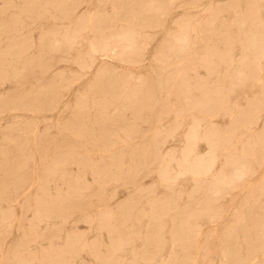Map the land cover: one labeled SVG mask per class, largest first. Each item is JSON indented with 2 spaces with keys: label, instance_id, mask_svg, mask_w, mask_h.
<instances>
[{
  "label": "rangeland",
  "instance_id": "rangeland-1",
  "mask_svg": "<svg viewBox=\"0 0 264 264\" xmlns=\"http://www.w3.org/2000/svg\"><path fill=\"white\" fill-rule=\"evenodd\" d=\"M7 2L0 0V264H160V256L151 259L146 235L154 214L164 208V259L169 258L174 233L179 264H192L188 260L196 256L199 264H264V56H256L264 47V0H11L12 7ZM211 11L216 13L217 32L205 34L189 55L216 51L211 61L216 70L209 73L197 61L189 82L197 85L191 97L202 104L193 109L175 74L181 54L170 50L176 42L172 34L177 21L197 24ZM90 16L91 27L80 29L72 42L77 20ZM140 28L148 45L135 59L123 50L126 37ZM106 41L121 45L124 56L97 51L94 66L85 67L91 42ZM161 52L172 62L163 71L157 61ZM101 65L127 88L140 87L138 101L123 111L120 123H96L98 106H91L84 119L74 118L82 92H92L89 103L104 98L108 89L91 88ZM169 72L171 80L166 79ZM67 84L69 89L64 88ZM53 85L63 86L58 105L53 94L43 91ZM193 115L202 119L203 133L212 126L214 135L231 136L227 148L217 147L214 173H225L235 182L223 184L220 193L210 188L212 176L204 182L191 174L172 179L181 170ZM79 129L92 135L82 137ZM158 130L162 135L170 130L164 144L155 140ZM254 134L259 140L254 154L242 159L240 150ZM155 145L165 152L173 149L174 160L164 165L155 161ZM209 150L207 138L198 141L200 154ZM246 164L248 172L237 178L236 166ZM14 176L24 179L16 184Z\"/></svg>",
  "mask_w": 264,
  "mask_h": 264
},
{
  "label": "bare ground",
  "instance_id": "bare-ground-1",
  "mask_svg": "<svg viewBox=\"0 0 264 264\" xmlns=\"http://www.w3.org/2000/svg\"><path fill=\"white\" fill-rule=\"evenodd\" d=\"M148 1V0H147ZM151 1V0H150ZM133 2V1H132ZM140 2V1H139ZM113 3V2H112ZM142 3V2H141ZM115 4V3H114ZM131 4V3H130ZM147 4V2H146ZM148 5V4H147ZM13 4L11 2V0H8L7 2V7H12ZM116 6V4H115ZM121 6V5H120ZM150 6V5H149ZM135 7V6H134ZM153 7V6H152ZM159 8V6H157ZM253 7V6H252ZM258 7V6H257ZM119 7H116V9ZM141 8V7H139ZM156 8V7H155ZM162 8V7H161ZM255 8V5H254ZM16 9V8H15ZM115 9V10H116ZM132 9V8H131ZM130 9V10H131ZM143 9V8H142ZM157 9V8H156ZM155 9V10H156ZM256 9V8H255ZM140 10V9H139ZM147 10V9H146ZM154 10V12H156ZM158 10V9H157ZM253 10V9H252ZM257 10V9H256ZM3 11V10H2ZM151 11L153 13V10L151 8ZM159 11V10H158ZM251 11V10H250ZM118 12V11H117ZM132 12V11H131ZM219 12V11H218ZM151 13V12H150ZM157 13V12H156ZM159 13V12H158ZM162 13V12H161ZM252 13V12H251ZM250 13V14H251ZM119 15V14H118ZM139 16V15H138ZM144 16V13H143ZM256 16V15H254ZM258 16V15H257ZM256 16V17H257ZM120 17V16H119ZM130 17V16H129ZM218 17V16H217ZM248 17V16H247ZM103 18V16H102ZM132 18V17H130ZM145 18V17H144ZM251 18V17H250ZM255 18V17H254ZM109 19V18H108ZM240 19V18H239ZM117 20V19H116ZM216 13L214 11H211V15L209 16V18L205 19V20H199L197 22V24L195 23H191L190 19L189 20H179L177 21V29L175 30V32L172 34V37L175 39V43H173L172 45H170V50H173L176 52L175 49L179 50V54L180 55V59L177 61L178 63V68H177V73L179 78L182 79L181 84H180V88H181V92L184 93L185 98L187 99L188 104L191 105V107L194 109L197 104H202V102H195L193 100V98L191 97V93H192V89L195 87H191L190 86V82L189 79L191 78V72L196 70V63L197 61H200L201 63H204L205 65H207V68L209 70V73H213L216 68H214V66H212L211 61L213 59V56L216 55V51L215 54L210 52L211 50H209V52H206L205 54L202 53L201 50H195L192 55L190 56V50L193 48L194 45L196 44H200L205 40V34H209V35H215V31L214 32V27L215 23H216ZM246 20V19H245ZM249 20V19H248ZM251 20V19H250ZM256 21L255 19H252V21ZM261 19H259L260 21ZM113 21V20H112ZM238 21V20H237ZM240 21V20H239ZM253 21V22H254ZM258 21V19H257ZM258 21V22H259ZM94 22V18L92 16L90 17H81L80 19L77 20L76 24H77V28L78 30L70 37V40L72 39V42H74L77 39L78 36V32L80 31V29L83 28H90L92 23ZM131 22V21H130ZM243 22V21H242ZM246 22V21H245ZM101 23V22H100ZM244 23V22H243ZM241 24V23H239ZM245 24V23H244ZM109 25V24H108ZM217 25V23H216ZM137 26V25H136ZM241 26V25H240ZM257 26V25H256ZM108 27V26H107ZM112 27V26H111ZM128 27V26H127ZM106 28V27H105ZM100 29V27H99ZM108 29V28H107ZM134 30V29H133ZM216 30V29H215ZM132 31V30H131ZM103 32V31H102ZM193 32L196 33V38L197 41L195 42L193 40ZM229 32V31H228ZM248 32V31H247ZM261 32V31H260ZM101 33V32H100ZM256 33V32H255ZM259 33V32H258ZM262 33V37H264V30ZM247 35V34H246ZM250 35V34H249ZM255 35V34H254ZM127 36V35H126ZM248 36V35H247ZM260 36V34H259ZM103 37V36H102ZM101 37V38H102ZM105 37V36H104ZM111 37V35H110ZM146 37L145 32L140 28V29H135L133 32L130 33V35L127 38V45H125L126 47L124 48V52L127 53V51L129 52V54L134 55L137 59L138 57L144 55V51L146 46L148 45V42H146L144 40V38ZM217 37V35L215 36ZM233 37V36H232ZM252 37V36H251ZM96 38V36H95ZM256 38V37H255ZM233 39V38H232ZM263 39V38H262ZM57 42H60L62 40V38H57L56 39ZM219 40V39H218ZM252 40V38L250 39ZM254 40V38H253ZM213 41V40H212ZM230 41V39H229ZM240 41V39H239ZM243 41V40H242ZM99 42L96 41V43ZM232 42V41H230ZM229 42V43H230ZM253 42V41H252ZM262 42V40L260 41ZM259 42V43H260ZM94 42H91V47L89 49V59L86 61L85 63V67L91 69L94 64H95V58L93 56V53L97 52V51H102L104 54L109 53L110 51L114 52L115 51V56H120L123 54V51L119 50V48L121 47V45H119L118 43L110 45L111 42L110 41H106L103 42L101 45H98ZM218 43V42H216ZM239 43V42H238ZM258 43V42H257ZM256 43V44H257ZM227 44V43H226ZM232 44V43H231ZM248 44V43H247ZM234 45V44H233ZM250 45V44H249ZM264 44H262L263 46ZM215 46V45H214ZM252 46V44H251ZM257 46V45H256ZM61 46H58V48H60ZM217 47V46H216ZM228 47V45H227ZM110 48V49H109ZM122 48V47H121ZM212 48V47H211ZM210 48V49H211ZM261 48V47H260ZM215 49V48H214ZM232 45H230L228 51H232ZM244 49V48H243ZM255 49V48H254ZM258 49V48H257ZM161 50V49H160ZM177 50V51H178ZM213 50V49H212ZM227 50V49H226ZM219 51V50H218ZM252 51V50H251ZM250 51V52H251ZM174 52V53H175ZM204 52V51H203ZM221 52V51H220ZM223 52V51H222ZM227 52L230 56V53ZM243 52V51H242ZM255 51H253L254 53ZM173 53V54H174ZM226 53V54H227ZM252 53V54H253ZM162 56L159 54V56L157 57V61L159 64L160 69L163 71L165 69H167L168 67H171L172 62L170 61V59H164L163 57H165V53L161 52ZM177 54V52H176ZM218 54H220L218 52ZM224 54V53H223ZM232 54V53H231ZM264 56V47L262 49H260V52L257 51L256 52V56L257 58H259L260 55ZM112 55V56H114ZM221 55V54H220ZM88 56V55H87ZM124 56V54H123ZM129 56V55H128ZM227 56V55H226ZM232 56V55H231ZM228 57V61L231 62L232 61V57ZM254 56V54H253ZM170 57V56H169ZM179 57V55L177 56ZM225 57V56H224ZM118 58V57H117ZM167 58V57H166ZM217 58V57H216ZM249 58V57H247ZM255 58V56H254ZM227 59V58H226ZM225 59V60H226ZM257 60V59H256ZM224 61V60H223ZM214 62V61H213ZM227 62V61H225ZM224 62V63H225ZM244 62V61H243ZM134 64V63H133ZM214 64V63H213ZM253 64V63H252ZM252 64H250L252 66ZM256 64V63H255ZM175 67L176 63L173 64ZM229 65V64H228ZM243 65V64H242ZM173 66V67H174ZM216 66V65H215ZM174 67V68H175ZM244 67V66H243ZM246 67V66H245ZM250 67V66H249ZM258 67L259 69L261 68L260 64L258 63ZM34 69V68H33ZM250 70V69H249ZM237 71V70H236ZM174 72V71H173ZM238 72V71H237ZM243 72V71H242ZM242 72H240V74L242 75ZM256 72V71H255ZM111 73V70L105 66V65H101L97 68L96 70V80L92 85V89L99 87V86H104L105 89H108L107 91L105 90L106 93H104V98L101 100H94L93 102L89 103L88 101L90 100V95H91V91L90 92H85V93H81L78 96V101H77V110L74 112V118L77 120H79L80 118H85L86 114L88 112V109L91 106H98L101 108L100 110V115L96 118V123L101 124L102 126L105 125V123L107 122H112L113 124L116 123H120L123 119L122 117V113L123 111L130 107L133 103H135V101H138V97H139V92H140V87L138 88H127V86L122 83V80H113L109 74ZM239 73V72H238ZM254 73V72H253ZM174 74V76H176ZM251 74V73H250ZM254 76V74H252ZM169 76L170 77H166L169 78V80L172 79L171 73L169 72ZM177 76V77H178ZM160 77V76H159ZM251 77V76H250ZM249 77V78H250ZM175 78V77H174ZM165 79V80H166ZM245 79V78H244ZM168 80V81H169ZM143 82V81H142ZM171 83V82H170ZM201 83V82H200ZM128 84V83H127ZM178 85V84H177ZM71 86V84H67L65 85L64 88L69 89ZM110 88H109V87ZM199 86V84H198ZM204 86V85H203ZM201 86V87H203ZM63 87V86H62ZM62 87H57V85H53V86H49V88L45 87L44 88V94L45 95H50L53 94V96H55L56 99V104H60L61 103V97L63 96V92L61 90ZM175 87V86H174ZM200 88V87H199ZM197 88V89H199ZM207 88V87H206ZM220 88V87H219ZM47 89V90H46ZM50 89V90H49ZM211 90V88H209ZM150 90V89H149ZM167 90V89H166ZM176 90L177 87H176ZM195 90V89H194ZM223 90V89H222ZM206 91V90H205ZM204 91V92H205ZM169 93L171 92L170 90L168 91ZM210 92V91H209ZM215 92V91H213ZM98 94V93H97ZM179 95V94H177ZM207 95V94H206ZM205 95V96H206ZM155 96V95H154ZM204 96V95H203ZM180 97V95H179ZM194 97V96H193ZM195 98V97H194ZM203 98V97H202ZM201 98V101H202ZM206 98V97H204ZM179 99V98H178ZM208 99V98H207ZM206 99V100H207ZM225 99V98H224ZM258 99V98H257ZM223 100V99H221ZM262 100V99H261ZM60 101V102H59ZM141 101V100H140ZM212 101V100H211ZM218 101V100H217ZM258 101H260L258 99ZM142 102V101H141ZM186 102V104H187ZM208 102V101H207ZM224 102V101H223ZM227 102V101H226ZM264 102V101H263ZM148 103V102H147ZM225 103V102H224ZM228 103V102H227ZM226 103V104H227ZM44 104V103H43ZM207 104V103H206ZM205 104V106H206ZM216 104V103H215ZM214 104V105H215ZM222 104V102L220 103ZM143 105V104H142ZM262 105V102H261ZM63 106H68V102H64ZM137 106V105H135ZM146 106H148L146 104ZM145 106V107H146ZM165 106V105H164ZM174 106V105H173ZM168 107V106H165ZM214 107V106H213ZM217 107H218V103H217ZM221 107H224L223 105H221ZM251 107V106H250ZM187 108V107H186ZM204 108V107H202ZM201 108V109H202ZM208 108V107H207ZM210 108V107H209ZM208 108V109H209ZM254 108V107H253ZM170 109V108H169ZM181 109V108H180ZM199 109V108H198ZM213 109V108H212ZM186 110V109H185ZM204 110V109H203ZM207 110V109H206ZM225 110V109H223ZM228 110V109H227ZM251 110V109H250ZM258 110V109H257ZM189 111V110H188ZM214 111V110H213ZM221 111V110H220ZM219 111V113H220ZM179 112V111H178ZM210 112V110H209ZM228 112V111H227ZM231 112V111H229ZM228 112V113H229ZM247 112V111H246ZM208 113V112H207ZM214 113V112H213ZM217 113V112H215ZM255 113V112H254ZM182 114H184L182 112ZM212 115V114H211ZM252 115V114H251ZM250 115V117L248 118V120L250 118H252V116ZM88 117V116H87ZM248 117V116H247ZM261 118V114L254 116V118L252 119V121L250 122V131H252L253 129V124H258L259 120ZM193 120L195 121V124L192 126L191 130L189 131V134L187 136V140H186V146L183 150V158L182 160L179 162V165L181 167V170L178 172L177 176H172L173 180L176 181L177 177L181 176V175H186V174H191L193 176V178L198 181V182H204L208 179L209 176L213 177V181L210 185V188H212L216 193H220L221 192V186L223 184H225V186H231L234 182L235 179L232 177H228V175H226L225 173L219 174L217 175L216 173H214L215 171V167L217 164V160H218V154L216 152L217 147H221L224 146L225 148H227V143L230 142V137H225L222 139L220 136L214 135V129L215 127L211 128L212 126H210L209 128L211 130L207 129V133H203L201 130L202 127V119L197 116V115H193ZM89 122V121H88ZM159 122V121H158ZM235 123V122H234ZM247 123V122H245ZM178 124V123H177ZM182 124V123H181ZM240 125V124H239ZM94 126V125H93ZM232 126V125H231ZM243 126V125H241ZM66 127V126H65ZM70 127V126H69ZM237 127V126H236ZM68 128V125H67ZM234 128V127H233ZM231 128V129H233ZM238 128V127H237ZM71 129V128H70ZM127 135L131 136L132 134V130L131 129H127ZM175 130V129H174ZM234 130V129H233ZM69 131V130H68ZM77 134H79L82 137H89L90 135H92L91 130L89 129H83V130H76ZM104 133L106 132V130L103 128L102 130ZM228 131V130H227ZM255 131V130H254ZM112 132V131H111ZM229 132V131H228ZM226 132V133H228ZM36 133V131H35ZM17 134V132H16ZM113 134V132H112ZM163 133L160 132L159 130L156 133V138L155 140H159V143L164 144L167 140L168 137L171 135L170 134V130L169 132H167L166 135H162ZM165 134V133H164ZM234 133H232L233 135ZM234 136V135H233ZM260 135H258L259 137ZM22 137V136H21ZM103 137H105L103 135ZM102 137V138H103ZM207 138L208 142L210 143V150L207 154H200L197 151V144L198 141L203 139V138ZM13 138V137H12ZM26 138V137H25ZM260 138V137H259ZM104 139V138H103ZM230 139V140H229ZM10 140V138L8 139ZM105 140V139H104ZM12 141V140H10ZM248 143L246 145L243 146V148H241L240 152H241V157L242 159L244 158V156L246 155H250V154H254L253 153V147L255 144H257L259 142V140L256 139L255 134L254 135H250L248 137ZM14 144V143H13ZM23 147V146H22ZM252 148V149H251ZM26 149V148H25ZM24 149V150H25ZM21 151V150H20ZM236 151V150H235ZM17 152V151H16ZM19 152V151H18ZM237 153V152H236ZM21 155V154H20ZM29 155V154H28ZM238 156V155H236ZM154 157H155V161L161 163V165H164L165 163H167V161L169 160H174L175 158V151L173 149L168 150V151H163L162 147L159 145H155L154 148ZM15 158V157H14ZM13 158V159H14ZM234 158V155H233ZM258 159V158H256ZM27 160V159H26ZM25 160V161H26ZM245 160V159H244ZM256 161V160H255ZM235 162V161H234ZM13 163V162H12ZM19 163V162H18ZM243 163V161H242ZM237 163H234V165H236ZM19 166V165H18ZM244 168L240 169V167L236 166V169H238L239 171L236 173L237 178H241L244 174H246V172H248L247 168L249 166V164L243 165ZM24 167V166H23ZM15 168V167H13ZM17 169V168H15ZM23 169V168H22ZM164 169V168H163ZM19 171V170H18ZM34 172V171H33ZM117 175V174H116ZM164 176V175H163ZM14 182L16 184H19L22 182V180L24 178L20 177V176H14ZM166 177V176H165ZM164 177V178H165ZM118 180V179H117ZM44 180H40V186L44 184L43 182ZM253 184V183H252ZM214 194V193H213ZM217 195V194H216ZM220 196V194H219ZM75 198V197H74ZM210 199V198H209ZM211 200V199H210ZM205 201V200H204ZM38 202V200H37ZM61 202V201H60ZM63 202V201H62ZM43 203V202H42ZM40 203V204H42ZM69 203V202H68ZM70 204V203H69ZM47 207V206H46ZM242 207V206H241ZM39 208H37L38 210ZM42 209V208H41ZM127 209V208H126ZM47 210V209H46ZM211 210V208H210ZM41 212V210H40ZM49 212V210H48ZM47 212V213H48ZM168 211H166V208L156 212L153 216V221H152V225L150 227V229L147 232L146 235V241L148 244H150L152 246V250H151V259H156L157 256L161 257V262L160 264H179L180 263V259L178 257V255L176 254L175 251V245L177 244L179 238L177 237L176 234L173 233V239H172V250L169 254V258L168 259H164L163 258V254L164 251L166 249V241H165V231H166V222L162 219L163 215H166ZM43 213V211H42ZM45 213V212H44ZM264 215V214H263ZM192 216V215H191ZM184 219V218H183ZM181 220V219H180ZM189 220V219H188ZM181 222V221H179ZM259 225V224H258ZM183 227V225H182ZM187 230H190L187 228ZM183 232V231H182ZM258 232V231H257ZM185 233V232H184ZM200 234V233H199ZM245 234V233H244ZM201 236V235H200ZM264 237V236H263ZM199 238V236H198ZM248 238V237H247ZM246 238V239H247ZM191 239V238H190ZM260 241V240H259ZM182 242V241H181ZM232 242V241H231ZM185 245V244H184ZM20 246V245H19ZM198 246V245H197ZM184 247V246H183ZM199 248V246H198ZM202 248V247H201ZM200 249V248H199ZM261 249V248H260ZM225 250V249H224ZM263 251V250H261ZM200 252V251H199ZM236 253V252H235ZM227 254V253H226ZM59 256V254H58ZM199 256V255H198ZM62 259V258H61ZM64 259V258H63ZM188 258L182 261L187 262ZM181 261V262H182ZM190 263L192 264H199V260L198 257H193L190 258L188 260Z\"/></svg>",
  "mask_w": 264,
  "mask_h": 264
}]
</instances>
